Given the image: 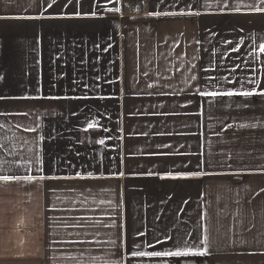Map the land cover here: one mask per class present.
I'll return each mask as SVG.
<instances>
[{
  "label": "crops",
  "instance_id": "crops-1",
  "mask_svg": "<svg viewBox=\"0 0 264 264\" xmlns=\"http://www.w3.org/2000/svg\"><path fill=\"white\" fill-rule=\"evenodd\" d=\"M127 4L0 0V264H264V0Z\"/></svg>",
  "mask_w": 264,
  "mask_h": 264
},
{
  "label": "snow or ice",
  "instance_id": "snow-or-ice-1",
  "mask_svg": "<svg viewBox=\"0 0 264 264\" xmlns=\"http://www.w3.org/2000/svg\"><path fill=\"white\" fill-rule=\"evenodd\" d=\"M258 12L264 11V9H257ZM237 50V49H234ZM260 51L264 52V45L260 46ZM205 95H209V96H228V97H235V96H239L245 99H249L252 97H261L264 98V91H255V90H247V91H238V92H233V91H226L223 93H216V92H211V93H207ZM0 99H2V97H0ZM91 127V125L89 126ZM0 179L4 180L5 182H11L13 180V178L8 177V176H3L0 177ZM15 180L19 181L20 179H24L26 181H31L32 178L25 176L23 178L17 176L14 178ZM152 255L154 256H168V257H187V256H206L208 255V249L205 248L203 251H197V252H193L191 250H185V251H172V252H154Z\"/></svg>",
  "mask_w": 264,
  "mask_h": 264
},
{
  "label": "built area",
  "instance_id": "built-area-1",
  "mask_svg": "<svg viewBox=\"0 0 264 264\" xmlns=\"http://www.w3.org/2000/svg\"><path fill=\"white\" fill-rule=\"evenodd\" d=\"M127 15L131 18H139L142 14L141 0L130 1L126 6ZM264 68V60L262 62Z\"/></svg>",
  "mask_w": 264,
  "mask_h": 264
},
{
  "label": "trees",
  "instance_id": "trees-1",
  "mask_svg": "<svg viewBox=\"0 0 264 264\" xmlns=\"http://www.w3.org/2000/svg\"><path fill=\"white\" fill-rule=\"evenodd\" d=\"M130 1H133V0H128V3H129Z\"/></svg>",
  "mask_w": 264,
  "mask_h": 264
}]
</instances>
